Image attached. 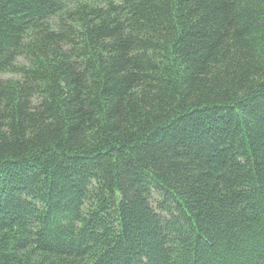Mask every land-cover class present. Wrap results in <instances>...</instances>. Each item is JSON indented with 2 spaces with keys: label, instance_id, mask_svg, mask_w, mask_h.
I'll return each mask as SVG.
<instances>
[{
  "label": "trees",
  "instance_id": "16d2710c",
  "mask_svg": "<svg viewBox=\"0 0 264 264\" xmlns=\"http://www.w3.org/2000/svg\"><path fill=\"white\" fill-rule=\"evenodd\" d=\"M0 264H264V0H0Z\"/></svg>",
  "mask_w": 264,
  "mask_h": 264
},
{
  "label": "rangeland",
  "instance_id": "374dc122",
  "mask_svg": "<svg viewBox=\"0 0 264 264\" xmlns=\"http://www.w3.org/2000/svg\"><path fill=\"white\" fill-rule=\"evenodd\" d=\"M5 76H8V75H5ZM10 76V75H9Z\"/></svg>",
  "mask_w": 264,
  "mask_h": 264
}]
</instances>
